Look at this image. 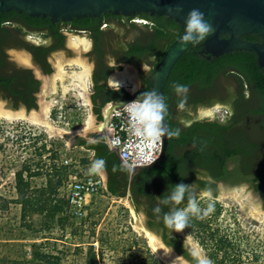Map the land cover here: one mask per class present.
<instances>
[{
	"label": "trees",
	"instance_id": "obj_1",
	"mask_svg": "<svg viewBox=\"0 0 264 264\" xmlns=\"http://www.w3.org/2000/svg\"><path fill=\"white\" fill-rule=\"evenodd\" d=\"M136 16L147 21L143 24L145 26L152 22L151 30L144 34L141 43L130 44L124 60H142L152 65L147 79L143 80L142 88L134 93L137 97H143L144 93L149 91L150 75L154 67L169 45L181 35L182 28L173 18L165 15L141 12ZM73 19L82 24L79 22L81 19ZM13 24L19 29H24L29 26L49 25L50 20L49 17L29 16L14 9L0 12V41L6 36L7 28ZM241 38L251 42L261 40L255 33L244 34ZM201 50V44L190 45L177 60L166 81L163 96L168 105L165 117L168 131L180 129V135L178 138L169 137L165 155L158 166L140 169L130 177L129 168L124 167L125 164L116 152H110L107 146H104V152L99 158L106 161V190L109 195L125 196L129 184L135 196L144 193L151 195L155 192L160 200L168 195L174 185L183 182L192 184L197 192L211 188L215 196L217 183L224 182L229 185L247 184L261 198L264 207V67L259 65L254 51L236 49L213 56L206 52L201 53ZM10 82L9 78L0 75V88L4 89L5 94L20 95L17 98L22 100L31 95L29 89L25 92L17 87L16 91ZM174 83L186 84L190 88L187 105L182 111L177 108L181 97L175 93ZM31 85L33 84L28 86ZM96 91L100 92L99 86H96ZM174 94L176 97L172 102L177 109L176 120L172 118V106V110L170 108V96ZM129 96L128 92L121 91L118 99ZM28 102L25 100L27 109L36 108L34 103ZM214 104L226 110L225 117L212 119L190 115V111H195L199 106ZM96 110H99V107H96ZM57 165L65 170L67 178L69 167ZM15 176L19 194L16 202L22 206L23 219L28 209L31 212H44L51 217L63 213L65 205L67 213L72 215L67 199L55 200V203L49 199L48 203L43 202L37 206L35 202L30 201L31 198H24L21 190L23 186L27 188L28 184L23 183L22 170L17 171ZM51 185L50 180L46 188H41V192H46ZM162 207L165 212L167 206ZM185 229L192 231L193 223L189 222ZM164 241L167 245L183 251L195 264L193 256L182 250L176 239L165 235ZM44 245V242H34L30 245L28 259H11L6 263L0 259V264H70L64 262L60 255L45 251Z\"/></svg>",
	"mask_w": 264,
	"mask_h": 264
},
{
	"label": "rangeland",
	"instance_id": "obj_2",
	"mask_svg": "<svg viewBox=\"0 0 264 264\" xmlns=\"http://www.w3.org/2000/svg\"><path fill=\"white\" fill-rule=\"evenodd\" d=\"M60 69H80V66L64 65ZM45 132L47 127L41 128L30 120L0 117V259L3 263L28 259L30 245L44 242L45 251L60 255L70 264L89 261L167 264L150 250L145 230L133 229L126 197L124 201L105 192L88 196L87 215L81 219L68 214L67 205L63 213L51 217L28 209L22 218V206L16 202L17 171L22 170L23 183L28 184L27 188L22 187L21 194L31 198L35 205L48 203L49 199L52 203L66 199V172L57 165L64 157V145L56 134ZM50 180L51 188L41 192ZM214 200V213L204 219L190 217L193 230L184 229L180 233L213 264H264V228L241 220V210L233 204L215 197ZM206 203L202 201L201 207H206Z\"/></svg>",
	"mask_w": 264,
	"mask_h": 264
},
{
	"label": "water",
	"instance_id": "obj_3",
	"mask_svg": "<svg viewBox=\"0 0 264 264\" xmlns=\"http://www.w3.org/2000/svg\"><path fill=\"white\" fill-rule=\"evenodd\" d=\"M193 8L200 9L205 14V19L214 27V32L207 40L201 43L202 51L213 56H220L236 49L254 51L259 65L264 67V0H0V12L14 9L18 12H25L29 16L49 17L51 21L57 19L69 20L73 17L80 18L84 16L100 17L106 12L126 16H135L141 12H148L150 15H165L173 18L180 24L182 33L169 45L150 75L148 92L156 91L162 95L173 66L190 46V44H182L181 37L184 33L185 18ZM248 33L259 35L261 40L259 42H251L241 38L243 34ZM224 34L227 36H222ZM68 40L70 42V37ZM71 42L70 44L76 49L73 51L71 59L56 63V69L51 76L53 78H50V84L51 88L56 91V77H58L59 88L64 91L61 95L71 89L79 96L81 104L89 105V114L83 120L86 124L85 127L79 126L71 131L53 127L52 121L47 118L48 107L53 105V103L50 105L44 103L39 106L38 110H26L21 106L15 108L0 103V117L31 120L32 123L38 124L41 128L46 126L48 132L45 133L57 134L62 137L66 142L67 149H71L73 146H82L84 149L93 150L90 156V167L94 160L100 159L99 156H102L104 146H107L108 151L116 152L118 158L129 170H134L131 171L130 177H133L140 169L158 166L165 155L169 137L161 138V150L158 158L148 165L132 166V169L119 156L117 149L110 145L107 137L105 128L112 110L115 107L120 109L129 100L138 101L142 98L134 95L138 88L134 70H129L127 66H124V68L115 71L110 76V80L114 84L124 83L125 78L128 83L132 84V86H128V88H131V94L128 98L117 102L114 100L105 102L106 104L100 106L99 110H96V107L92 109L88 98L89 83L87 77L90 66L85 63V59L82 56V50L87 48V39L85 36H76L75 40H71ZM64 65H77L80 66V69H60ZM144 69L148 70V65H144ZM65 79L68 80L66 81ZM45 83H47L46 80L43 84ZM225 114L226 110L219 105L209 109L198 107L195 111H190V115L202 118H212L210 116H213L222 119ZM165 125L168 130L166 119ZM41 132L44 131L41 130ZM99 175L103 188L107 192V171L104 170ZM129 191L130 187L128 188V193ZM214 197L239 208L241 210V220L264 228L262 200L247 184L229 185L219 182L217 183V192ZM121 198L125 201V196ZM126 201L132 214L130 223L133 229L138 231L144 229L142 216L133 210L128 199ZM145 232L149 239L150 250L167 264H179L177 262L182 260L179 256L164 247L152 233L146 230ZM184 240L189 247L195 249L185 237Z\"/></svg>",
	"mask_w": 264,
	"mask_h": 264
},
{
	"label": "flooded vegetation",
	"instance_id": "obj_4",
	"mask_svg": "<svg viewBox=\"0 0 264 264\" xmlns=\"http://www.w3.org/2000/svg\"><path fill=\"white\" fill-rule=\"evenodd\" d=\"M136 17L139 16L106 12L100 17L84 16L78 18L81 19L79 22L82 24L75 22L73 18L76 17H73L69 20L57 19L55 21H51L49 18L50 24L42 27L29 26L19 29L14 24L9 26L6 36L0 41V75L9 78L12 88L16 91L17 87L25 92L29 89L30 93H28L31 95L22 100L17 98L20 95H7L3 91L4 89L0 88V103L11 107L18 105L17 107L21 106L29 110L26 108V100L29 101L28 103H34L36 105L34 109L38 110L42 104L48 103L50 105L53 99L61 98L63 89L58 88L54 91L51 88L50 78H53L51 76L56 69L57 62L71 59L76 48L70 43H72L71 40H75L76 36H85L87 39V48L82 50V56L85 63L90 66L87 77L89 83L88 98L92 109L105 105L104 100L108 98L106 102L126 99H118L121 91L131 94V88H128L125 81L126 78L124 83L114 84L110 80L111 74L121 70L124 66H127L129 70H134L138 82L136 91H138L142 88L143 80L147 79L149 70L152 69V65L142 60L133 62L124 60L130 44L141 43L144 34L151 30L152 22L145 26L134 21L133 18ZM201 53L204 51L201 50ZM144 65H148V70L144 69ZM45 80L47 83L43 84ZM31 83L33 85L28 86ZM65 84L67 83L65 82ZM96 86H99L100 89L98 93ZM175 97V94L170 96V104L172 103L170 108L171 106L173 108L172 118L174 120L177 119V109L174 108L172 102ZM214 106L215 104L199 107L209 109ZM210 117L214 119L213 116ZM125 197L133 210L142 216L144 229L152 233L164 247L182 259L180 260L182 263H177L194 264L183 251L165 243V235L176 239L181 249L192 256L193 249L185 243L184 237L180 233H172L165 227L162 218H158L157 214L153 212L159 200L157 193L153 192L151 195L144 193L135 196L130 190L128 194H125ZM167 211L168 208L165 212Z\"/></svg>",
	"mask_w": 264,
	"mask_h": 264
},
{
	"label": "clouds",
	"instance_id": "obj_5",
	"mask_svg": "<svg viewBox=\"0 0 264 264\" xmlns=\"http://www.w3.org/2000/svg\"><path fill=\"white\" fill-rule=\"evenodd\" d=\"M133 19H142L139 17ZM145 20V19H142ZM137 22V21H136ZM142 23V22H138ZM147 22L143 23L146 24ZM214 32L213 25L205 19V14L198 8L191 9L186 18L184 33L181 37L182 44L192 46L200 45ZM175 93L181 97L177 105L178 110H184L187 105L190 88L186 84L174 83ZM135 103L134 118L141 125L140 131L149 138L175 137L180 135V129L168 131L165 125V117L168 113V105L164 96L156 91L146 92ZM106 167L104 159H96L88 169L89 174H101ZM127 168V166H124ZM115 171V168L113 169ZM134 171V170H130ZM206 201V207H201V202ZM162 206H167L164 212ZM215 200L211 188L197 192L192 184L183 182L174 185L168 195L159 200L153 212L158 218H162L166 228L172 233H180L189 226L190 217L204 219L215 212ZM162 214V216H161ZM195 264H213L211 259L196 251L191 252Z\"/></svg>",
	"mask_w": 264,
	"mask_h": 264
},
{
	"label": "built area",
	"instance_id": "obj_6",
	"mask_svg": "<svg viewBox=\"0 0 264 264\" xmlns=\"http://www.w3.org/2000/svg\"><path fill=\"white\" fill-rule=\"evenodd\" d=\"M133 20L147 22L142 19ZM67 93L69 94L66 95ZM60 97L54 99L53 105L49 106L48 119L54 126L65 127L73 124V115H76V119L79 118L76 112H85V106L80 103L79 96L74 91H66ZM136 101L129 100L120 109L115 107L109 115L105 128L110 145L117 149L119 156L130 166V169L135 165L150 164L158 158L161 150V138H149L141 133V125L133 115ZM59 164L68 166L70 170L72 161L61 157ZM102 188L101 178L96 174H79L70 170L64 189L70 213L79 219L85 217L89 204L88 196L98 194Z\"/></svg>",
	"mask_w": 264,
	"mask_h": 264
},
{
	"label": "crops",
	"instance_id": "obj_7",
	"mask_svg": "<svg viewBox=\"0 0 264 264\" xmlns=\"http://www.w3.org/2000/svg\"><path fill=\"white\" fill-rule=\"evenodd\" d=\"M84 106H85V112L73 111L74 113L75 112L77 113V117L79 115V118L76 119V115L72 114L74 116L73 117V120H74L73 124H71L69 126H65V127L54 126V125H52V126L61 128L64 131H71L72 129L79 127V126L85 127L86 124L83 120L86 119L87 115L89 114V105L84 104ZM56 136L61 140V142L64 145L63 146V152H64L63 156L72 161V165H71L70 170H72L73 172H78L79 174L89 173L88 169L90 168V156H91L93 150L84 149L82 146H73V148L67 149L65 140L57 134H56ZM96 175L100 177L99 174H96ZM128 188H129V184L127 187L126 194L128 193ZM101 192L107 193L104 188H102ZM118 198H121V197H118ZM42 215L43 214H40L39 216L42 217Z\"/></svg>",
	"mask_w": 264,
	"mask_h": 264
},
{
	"label": "bare ground",
	"instance_id": "obj_8",
	"mask_svg": "<svg viewBox=\"0 0 264 264\" xmlns=\"http://www.w3.org/2000/svg\"><path fill=\"white\" fill-rule=\"evenodd\" d=\"M58 78V77H57ZM48 110H49V107H48ZM7 118V117H6ZM47 118H48V114H47ZM10 119V118H9ZM31 121V120H30ZM32 122V121H31ZM33 124H36V123H33ZM46 126H44V128H45ZM228 206V205H227Z\"/></svg>",
	"mask_w": 264,
	"mask_h": 264
}]
</instances>
